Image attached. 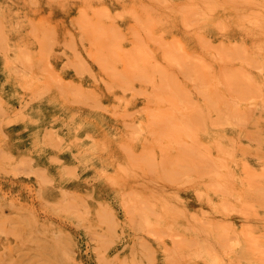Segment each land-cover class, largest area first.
Here are the masks:
<instances>
[{"label":"rangeland","instance_id":"obj_1","mask_svg":"<svg viewBox=\"0 0 264 264\" xmlns=\"http://www.w3.org/2000/svg\"><path fill=\"white\" fill-rule=\"evenodd\" d=\"M238 1L239 4L231 0H0V264H264V0H253L260 9ZM133 14L137 16L133 18ZM260 14L262 25L258 27L251 21L255 15L260 19ZM178 40L183 45L180 49ZM214 46L219 50L215 51ZM137 48L145 50L140 54ZM174 49L182 50L174 55L180 62L177 57L171 62ZM218 54L224 59H218ZM247 61L254 64L247 65ZM225 64H229L228 68ZM203 66L213 68L206 71ZM231 70H235L234 75ZM222 71L229 76L225 78L228 82ZM241 75L247 80L239 78ZM186 77L191 79L187 81ZM172 89L177 96L169 94ZM252 95L255 96L251 98ZM236 96L238 100H234ZM229 107L234 108L231 111ZM183 117L185 121L190 118L186 125L196 127L185 128ZM196 118L202 123H195ZM233 120H238L237 124ZM154 122L157 126H153ZM180 125L185 128L182 132L178 130ZM152 126L159 132H153ZM168 131L174 135L177 132L174 138L186 142L184 145L196 144L193 150L199 147L204 151L195 150L198 154L191 158L195 167L193 161L181 155L177 140ZM152 132L155 138L160 133L164 138L155 139ZM199 155L204 161L208 156L205 167ZM176 159L182 160L175 163ZM210 159L223 172L232 170L235 180L228 178L217 187L208 174L213 165L208 164ZM185 163L194 168L192 175L187 166L185 174L181 171ZM135 164L139 167L135 168ZM206 166L209 168L204 170ZM201 171L207 172L200 174ZM180 172L183 177L178 176ZM174 176L181 180L180 184L183 180L182 185ZM188 180L194 181L188 184ZM253 181L258 192L249 187ZM188 241H194V247Z\"/></svg>","mask_w":264,"mask_h":264},{"label":"bare ground","instance_id":"obj_2","mask_svg":"<svg viewBox=\"0 0 264 264\" xmlns=\"http://www.w3.org/2000/svg\"><path fill=\"white\" fill-rule=\"evenodd\" d=\"M158 1H159V0H158ZM203 1H208V0H203ZM231 1H233L232 3H235V4H239V3H240L238 0H231ZM241 1L244 2V3H246V2H247V3H252V4L254 5V8H255V9H260V7H259V3H255V2H253V0H241ZM156 2H157V1H156ZM166 2H167V1H166ZM228 2H229V1H228ZM167 4H168V2H167ZM165 5H166V4H165ZM168 5H169V4H168ZM253 5H252V6H253ZM119 6H120V5H119ZM145 9H146V8H145ZM181 10H184V9H181ZM153 11H154V10H153ZM125 14H126V13H125ZM262 14H263V13H262ZM262 14L258 15V16H260V19H259L258 17H256V15H255V17L253 18V21H251V23H253V25H255V26L260 27V26L262 25V22H261ZM116 15H118V14H116ZM181 15H182V14H181ZM187 15H188V14H187ZM119 16H120V15H119ZM134 16H135V15L133 14V18H134ZM136 16H137V14H136ZM136 16H135V17H136ZM108 17H109V16H108ZM116 17H117V16H116ZM109 18H110V17H109ZM118 18H120V17H118ZM120 19L122 20V18H120ZM185 19H186V18H185ZM127 20H128V18H127ZM186 20H187V19H186ZM140 21H142V20H140ZM184 22H185V21H184ZM188 22H189V21H188ZM188 22H187V23H188ZM190 22H191V21H190ZM196 22H197V21H196ZM137 23H138V22H137ZM149 23H150V22H149ZM194 24H195V23H194ZM197 24H198V23H197ZM126 25H128V24H126ZM130 25H131V24H130ZM149 25L151 26V23H150ZM149 25H148V27H149ZM152 25H153V24H152ZM215 25H216V24H215ZM188 26H189V25H188ZM138 27H139V26H138ZM185 27H187V24H186ZM191 27H192V26H191ZM146 28H147V27H146ZM149 28H151V27H149ZM177 28H179V27H177ZM223 28H224V27H223ZM147 29H148V28H147ZM186 29H187V28H186ZM189 29H190V26H189L188 30H189ZM116 30H117V29H116ZM148 30H149V29H148ZM117 31H118V30H117ZM190 31H191V30H190ZM201 31H202V30H201ZM115 32H116V31H115ZM117 33H118V32H117ZM135 34H136V33H135ZM135 34H134V36H135ZM88 35H89V34H88ZM99 35H100V34H99ZM146 35H147V34H146ZM162 35H163V34H161L160 37H162ZM194 35H195V34H194ZM103 36H104V35H103ZM189 36H190V35H189ZM140 37H141V36H140ZM140 37H139V38H140ZM160 37H159V38H160ZM99 38H100V37H99ZM135 38H136V37H135ZM197 38H198V34H197ZM199 38H200V36H199ZM121 39H122V38H121ZM137 40L139 41L140 39H137ZM141 40H142V39H141ZM155 40H156V39H155ZM117 41H118V40H117ZM145 41H146V40H145ZM150 41H152V40H150ZM178 41H179V40H178ZM199 41H200V40H199ZM112 42H113V41H112ZM139 42H140V41H139ZM158 42H159V41H158ZM175 42H177V41H175ZM117 43H118V42H117ZM140 43H141V42H140ZM140 43H139V44H140ZM142 43H144V42H142ZM145 43H146V42H145ZM152 43H153V42H152ZM154 43H155V42H154ZM170 43H171V44H170ZM170 43H168L169 46L172 45V42H170ZM179 43H180V41H179ZM200 43H201V41H200ZM204 43H205V42H204ZM221 43H222V42H221ZM176 44H177V43H176ZM109 45H110V44H109ZM140 45H141V44H140ZM140 45H139V46H140ZM158 45H159V43H158ZM221 45H222V44H221ZM235 45H236V44H235ZM143 46H144V48H146L145 45H143ZM167 46H168V45H167ZM173 46H175L174 41H173ZM179 46H183V45L180 43V45L178 44V47H179ZM205 46H206V44H205ZM95 47H96V46H95ZM109 47H110V46H109ZM133 47H134V46H133ZM163 47H164V46H163ZM163 47H162V48H163ZM215 47H216V46H214V49H215ZM231 47H232V46H230V48H231ZM233 47H234V46H233ZM233 47H232V48H233ZM134 48H136V47H134ZM139 48H142V46L139 47ZM164 48H166V47H164ZM180 48H181V47H179V49H180ZM207 48H208V47H207ZM210 48H212V47L210 46ZM217 48H218V47H216L215 51L217 50ZM222 48H223V47H222ZM137 49H138V48H137ZM146 49H147V48H146ZM148 49H149V48H148ZM167 49H168V48H167ZM172 49H173V48H172ZM202 49H203V48H202ZM204 49H206V47H204ZM204 49H203V50H204ZM234 49H235V51L237 52V49H236V48H234ZM106 50H107V48H106ZM140 50H141V49H140ZM140 50L138 49V53L140 52ZM143 50H145V49H143ZM143 50H142V51H143ZM174 50H175L176 53H173V55H172L171 57H175L174 55H175V54L177 55V51H179V53H180V51H182V50H177V51H176V49H174ZM218 50H219V48H218ZM225 50H227V49H225ZM228 50H229V49H228ZM116 51H117V50H116ZM142 51H141V52H142ZM146 51H148V50H146ZM146 51H145V52H146ZM163 51H165V49H163ZM222 51H223V50H222ZM231 51H234V50L231 49ZM235 51H234V52H235ZM246 51H247V50H246ZM99 52H100V51H99ZM133 52H134V51H133ZM141 52H140V54H141ZM171 52H172V51H171ZM173 52H174V51H173ZM207 52H208V51H207ZM226 52H228V51H226ZM229 52H230V50H229ZM73 53H74V52H73ZM97 53H98V52H97ZM111 53H112V52H111ZM163 53L165 54V52H163ZM166 53H167V52H166ZM169 53H170V51H169ZM181 53H183V52H181ZM208 53H209V52H208ZM216 53H219V52H216ZM98 54H99V53H98ZM146 54H147V56H149L148 53H146ZM150 54H152L151 51H150ZM164 54H163V55H164ZM220 54H221V53H220ZM88 55H89V53H88ZM100 55H101V54H100ZM136 55H137V54H136ZM152 55H153V54H152ZM166 55H167V54H166ZM178 55H179V54H178ZM205 55H206V54H205ZM237 55H238V57H240L239 53H238ZM244 55H245V54H244ZM247 55H248V54H247ZM252 55H253V54H252ZM98 56H99V55H98ZM144 56H146V55H144ZM150 56H151V55H150ZM167 56H168V55H167ZM183 56H184V55H183ZM188 56H190V55H188ZM207 56H209V55H207ZM220 56H221V58H223L224 55H223V56L220 55ZM220 56H219V54H218V59L220 58ZM139 57H140V55H139ZM141 57H142V56H141ZM162 57L164 58V56H162ZM176 57H177V56H176ZM176 57H175V58H171V62H172V59H176ZM179 57H180V55H179ZM193 57H195V56H193ZM246 57H247V56H246ZM256 57H257V56H256ZM90 58H91V57H90ZM96 58H97V57H96ZM101 58H102V57H101ZM149 58H151V57H149ZM181 58H183V57H180V60H181ZM184 58H185V57H184ZM186 58H187V57H186ZM197 58H198V57H197ZM213 58H214V57H213ZM225 58H226V57H225ZM75 59H77V58H75ZM97 59H98V58H97ZM121 59H123V58H121ZM144 59H146V58H144ZM218 59H217V60H218ZM223 59H224V58H223ZM226 59H227V58H226ZM229 59H230V58H229ZM247 59H249V55H248ZM247 59H246V60H247ZM1 60H2V59H1ZM3 60H4V59H3ZM26 60H27V58H26ZM78 60H79V59H78ZM118 60H119V59H118ZM151 60H152V61H151ZM164 60H165V59H164ZM169 60H170V58H169V56H168V60H167V61L170 62ZM185 60H186V59H185ZM189 60H191V62H193L192 59H189ZM220 60H222V59H220ZM230 60L232 61V57H231ZM239 60H240V59H239ZM239 60H238V62H240ZM249 60H250V59H249ZM93 61H95V60H93ZM123 61H124V60H123ZM127 61H128V60H127ZM129 61H130V60H129ZM150 61L153 62V57H152V59H150ZM177 61H178V57H177ZM186 61H187V60H186ZM218 61H219V60H218ZM226 61H228V60H226ZM231 61H229V62H231ZM120 62H122V61H120ZM142 62H143V61H142ZM165 62H166V61H165ZM168 62H167V64H170V63H168ZM175 62H176V61H175ZM178 62H180V61H178ZM204 62H205V60H204ZM219 62H220V61H219ZM243 62H245V61H242V63H243ZM247 62H248V61H247ZM3 63H4V61H3ZM65 63H66V62H65ZM95 63H97V61H96ZM172 63H173V62H172ZM183 63H184V62H183ZM185 63H186V62H185ZM188 63H189V61H188ZM188 63H187V65L184 64L187 68H188V65L190 64V63H189V64H188ZM194 63H196V62H194ZM197 63H198V62H197ZM207 63H208V62H206L205 64L207 65ZM220 63H221V62H220ZM227 63H228V62H227ZM236 63H237V62H236ZM245 63H246V62H245ZM257 63H259V62H257ZM30 64H32V63L30 62ZM66 64H67V63H66ZM109 64H110V63H109ZM126 64H127V63H126ZM158 64H159V63H158ZM176 64H178V63L176 62ZM176 64L174 63L175 66H178V65H176ZM199 64H200V63H199ZM201 64H202V63H201ZM201 64H200V65H201ZM205 64H203V65H205ZM231 64H232V63H231ZM249 64H250V62L247 63V65H249ZM251 64H254V63L251 62ZM251 64H250V65H251ZM73 65H74V64H73ZM156 65H157V64H155V65H153V66H156ZM159 65H160V64H159ZM174 65H173L172 67H174ZM181 65H182V63H181ZM192 65H193V64H192ZM192 65H191V68L194 67V66L197 65V64H195L194 66H192ZM206 65H205V66H206ZM208 65H209V64H208ZM225 65H226V64H225ZM225 65H224V66H225ZM242 65H243V64H242ZM0 66H1V65H0ZM46 66H47V65H46ZM49 66H50V65H49ZM185 66H184V67H185ZM189 66H190V65H189ZM205 66H203V67H205ZM226 66H227V65H226ZM228 66H229V64H228ZM228 66H227V68H228ZM255 66H256V65H255ZM259 66H260V65H259ZM30 67H31V66H30ZM104 67H105V66H104ZM156 67H158V66H156ZM162 67H163V66H162ZM162 67H159L158 70H159L160 68H162ZM172 67H170V68H172ZM207 67H208V66H207ZM209 67H210V66H209ZM209 67H208V68H209ZM1 68H2V67H1ZM74 68H75V67H74ZM164 68H165V67H164ZM164 68H163L162 70L167 71V69L165 70ZM195 68H196V67H195ZM208 68L205 67V68H203V69H204V70L206 69V71H208V70H207ZM210 68H211V67H210ZM212 68H213V67H212ZM212 68H211V69H212ZM250 68H251V66H250ZM31 69H32V67H31ZM46 69H48V68H46ZM46 69H45V70H46ZM50 69H52L51 66H50ZM76 69H78V68H76ZM154 69H156V68H154ZM178 69H179V67H178ZM198 69H199V68H197V70H198ZM211 69L209 70V72L211 71ZM239 69H240V67H239ZM3 70H4V69H3ZM85 70H86V69H85ZM156 70H157V69H156ZM160 70H161V69H160ZM162 70H161V71H162ZM182 70H183V69H182ZM200 70H201V69H200ZM223 70H224V68H223ZM145 71H146V70H145ZM175 71H176V70H175ZM185 71H186L185 73L187 74V69H186ZM193 71H195V70H193ZM220 71H221V70H220ZM231 71H232V72H231ZM231 71H230V72L233 73L232 75H234V71H235V70H231ZM236 71H237V70H236ZM258 71H259V70H258ZM261 71H262V69H261L259 72H261ZM2 72H3V71H2ZM2 72H1V73H2ZM44 72H45V71H44ZM104 72H105V71H104ZM117 72H118V70H117ZM155 72H156V71H155ZM179 72H180V73H184L183 71H179ZM223 72H224V71H222V74H224ZM240 72H242L241 69H240ZM249 72H250V71H249ZM4 73H5V71H4ZM48 73H49V70H48ZM114 73H115V72H114ZM119 73L121 74V72H119ZM123 73H124V72H123ZM123 73H122V74H123ZM167 73H168V72H167ZM180 73H179V74H180ZM237 73H238V71L235 72L236 75H238ZM245 73H246V71H244L242 74H245ZM262 73H263V72H262ZM189 74H190V71H189ZM220 74H221V72H220ZM220 74H219V76H220ZM248 74H249V73H247V76H248ZM154 75H155V74H154ZM182 75H183V74H182ZM224 75H225V74H224ZM236 75H235V76H236ZM49 76H50V75H49ZM57 76H58V75H57ZM119 76H120V75H119ZM201 76H202V75H201ZM208 76H209V75H208ZM211 76H212V75H211ZM219 76H218V77H219ZM238 76H239V75H238ZM242 76H243V75H241V77H239V78L247 80V79L245 78V75H244V78H243ZM247 76H246V77H247ZM249 76H250V74H249ZM112 77H113V76H112ZM163 77H164V76H163ZM183 77H185V75H184ZM203 77H204V76H203ZM205 77H206V76H205ZM226 77L228 78L229 76H227V74L224 76V78H223V76H222L223 79H225ZM140 78H142V77H140ZM150 78H151V77H150ZM161 78H162V76H161ZM165 78H166V77H165ZM165 78H164V79H165ZM187 78H188V77H186V79H187ZM196 78H197V77H196ZM200 78H201V77H200ZM209 78H210V77H209ZM227 78H226V79H227ZM231 78H233V76H232ZM234 78H235V77H234ZM237 78H238V77H236L235 79H237ZM251 78H252V77H251ZM60 79H61V78L58 77V81H59ZM134 79H135V78H134ZM145 79H146V78H145ZM147 79H148V78H147ZM164 79H162V80L164 81ZM188 79L190 80L191 78H188ZM188 79H187V81H188ZM192 79H193V78H192ZM203 79H204V78H203ZM203 79H202V80H203ZM226 79H225V81H227ZM53 80H54V79H53ZM114 80H117V78L114 79ZM123 80H124V79H123ZM132 80H133V79H132ZM142 80H144V79H142ZM170 80H172L171 77H170ZM170 80H168V82H170ZM205 80H207V79H205ZM215 80H217V79L215 78ZM250 80H251V79H250ZM250 80H249V82H251ZM54 81H56V80H54ZM61 81H62V79H61ZM61 81H60V82H61ZM128 81H129V79H128ZM136 81H138V80H136ZM152 81H153V80H152ZM166 81H167V79H166ZM185 81H186V80H185ZM196 81H198V80H196ZM203 81H204V80H203ZM232 81H233V80H232ZM237 81H239V80H237ZM60 82H58V83H60ZM63 82H64V81H63ZM150 82H151V81H150ZM153 82H154V81H153ZM177 82H178V81H177ZM189 82L191 83V81H189ZM193 82H195V81H193ZM204 82H205V81H204ZM209 82H210V84H211V80H210ZM212 82H213V81H212ZM214 82H215V81H214ZM227 82H228V81H227ZM229 82H231V81H229ZM67 83H70V82H67ZM166 83H167V82H166ZM171 83H172V82H171ZM196 83H197V82H195V84H196ZM242 83H243V82H242ZM244 83H246V82L244 81ZM55 84H56V83H55ZM63 84H64V83H63ZM111 84H112V82H111ZM129 84H131V83L129 82ZM173 84H174V83H173ZM176 84H177V83H176ZM216 84H217V83H216ZM216 84H215V85H216ZM228 84H229V83H228ZM56 85H57V84H56ZM60 85H61V87H62V82H61ZM65 85H66V83L64 84V86H65ZM68 85L70 86V84H68ZM159 85H160V84H159ZM168 85H170V84H168ZM168 85H167V86H168ZM226 85H227V84H226ZM226 85H224V86H226ZM236 85H237V84H236ZM257 85H258V84H257ZM127 86H128V84H127ZM130 86H131V85H130ZM205 86H206V85H205ZM205 86H203V88H204ZM207 86H208V85H207ZM220 86H221V85H220ZM58 87H59V84H58ZM65 87H67V86H65ZM65 87H64V89H65ZM78 87H79V86H78ZM155 87H156V86H154V88H155ZM157 87H161V86H157ZM177 87H178V86H177ZM179 87H181V84H180ZM195 87H196V86H195ZM199 87H202V86H199ZM208 87H209V86H208ZM230 87L232 88V86H230ZM241 87H243V86L241 85ZM110 88H111V87H110ZM164 88H165V87H164ZM170 88H171V86H170ZM193 88H194V87H193ZM206 88H207V87H206ZM210 88H212V87L210 86ZM213 88H214V85H213ZM216 88H218V87H216ZM216 88H215V89H216ZM239 88H240V86H239ZM258 88H259V87H258ZM44 89H46V88H44ZM57 89H60V88H57ZM69 89H72V88L69 87ZM73 89H74V88H73ZM158 89H159V88H158ZM182 89L185 90V88H182ZM194 89H196V88H194ZM207 89H209V88H207ZM228 89H229V88H228ZM247 89H248V88H247ZM254 89H255V90L257 89V88H256V85H255V88H254ZM42 90H43V89H42ZM61 90H62V88H61ZM74 90H75V89H74ZM133 90H134V89H133ZM155 90H157V89H155ZM161 90H162V88H161ZM163 90H164V89H163ZM199 90H200V88H199ZM201 90H202V89H201ZM241 90H242V88H241ZM11 91H12V90H11ZM63 91H64V90H63ZM72 91H73V90H72ZM78 91H79V89H78ZM134 91H135V90H134ZM186 91H187V90H185V92H186ZM188 91H189V90H188ZM228 91H229V90H228ZM242 91H243V90H242ZM250 91H251V90H250ZM51 92H52V91H51ZM59 92H60V90H59ZM157 92H159V91H157ZM182 92H183V91H182ZM185 92H184V93H185ZM197 92H199V91H197ZM202 92H203V91H202ZM217 92H218V91H217ZM217 92H216V94H217ZM258 92H259V91H258ZM54 93H55V92H54ZM81 93H83V92H81ZM126 93H127V92H126ZM132 93H133V92H132ZM168 93H169V92H168ZM173 93L176 94V93H175V90H174V92H173V89H172V93L170 92L169 94H172V95H173ZM184 93H183V94H184ZM204 93H205V92H204ZM204 93H203V96H204V97H207ZM218 93H219V92H218ZM243 93H244V91H243ZM251 93H252V91H251ZM10 94H11V93H10ZM12 94H13V93H12ZM32 94H34V93H32ZM73 94H74V93H73ZM135 94H136V93H135ZM180 94H181V93H180ZM191 94H192V93H190V96H191ZM216 94H215V96L217 97ZM234 94H235V93H234ZM260 94H261V93H260ZM18 95H20V94H18ZM51 95H52V94H51ZM55 95H56V94H55ZM71 95H72V94H71ZM177 95H178V94H176V96H177ZM185 95H186V93H185ZM198 95H199V94H198ZM200 95L202 96V93H201ZM219 95H220V94H219ZM239 95H240V94H239ZM241 95H242V94H241ZM243 95H245V94H243ZM7 96H10V95H7ZM40 96H41V95H40ZM40 96H39V97H40ZM53 96H54V95H53ZM61 96H62V95H60V97H61ZM74 96H75V95H74ZM77 96H78V95H77ZM141 96H142V94H141L139 97H141ZM146 96H147V95H146ZM150 96H151V94H150ZM201 96H200V97H201ZM215 96H214V97H215ZM245 96H247V95H245ZM253 96H255V95H252L251 98H252ZM20 97H21V96H20ZM39 97H38V98H39ZM63 97H64V96H63ZM200 97H199V98H200ZM216 97H215V99H216ZM224 97H225V96H224ZM243 97H244V96L239 97V98H240V103H241V98H243ZM247 97H248V96H247ZM35 98H37V97H35ZM45 98H46V97H45ZM74 98H75V97H74ZM170 98H171V97H170ZM184 98H185V97H184ZM184 98H183V99H184ZM189 98H190V97H189ZM212 98H213V97H212ZM222 98H223V96H222ZM222 98H221V99H222ZM235 98H236V99H234V98H233V99H234V100H238V99H237V98H238L237 96H236ZM254 98H255V97H254ZM47 99H48V98H47ZM47 99H46V100H47ZM77 99H79V98H77ZM154 99H155V98H154ZM157 99H158V98H157ZM159 99H161V98H159ZM159 99H158V101H160ZM171 99L174 100V98H171ZM177 99H178V98H177ZM208 99H209V98H208ZM257 99H259V98H257ZM260 99H262V98H260ZM18 100H19V99H18ZM79 100H82V98L79 99ZM147 100H148V99H147ZM162 100H163V98H162ZM180 100H181V99H180ZM186 100H187V99H184V102H185ZM190 100H191V99H190ZM190 100H189V101H190ZM205 100H206V99H205ZM217 100H220V99H216V101H217ZM224 100H225V99H224ZM234 100H233V101H234ZM250 100H251V99H250ZM34 101H35V100H34ZM59 101H60V99H59ZM118 101L121 102L120 100H118ZM178 101H179V100H176L177 103H179ZM216 101H214V102H216ZM221 101H222V100H221ZM228 101H230V100L228 99ZM231 101H232V100H231ZM251 101H252V100H251ZM251 101H250V102H251ZM30 102H31V100H30ZM61 102H62V101H60V103H61ZM77 102H78V101H77ZM168 102H169V100H168ZM168 102H167V103H168ZM180 102H181V101H180ZM208 102H209V101H208ZM210 102H211V101H210ZM245 102H246V101H245ZM245 102H244V103H245ZM248 102H249V101H247V104H248ZM252 102H253V101H252ZM159 103H160V102H159ZM169 103H170V102H169ZM186 103H189V102H186ZM192 103H194V102L192 101ZM217 103L219 104V102H217ZM223 103L226 104V102H223ZM236 103L238 104L237 101H236ZM39 104H40V103H39ZM78 104H79V103H78ZM80 104H81V103H80ZM84 104H85V103H84ZM181 104H182V103H181ZM181 104L179 103V105H181ZM183 104H184V103H183ZM183 104H182V105H183ZM189 104H190V107L193 106V105H191V103H189ZM189 104H188V106H189ZM209 104H210L211 107L213 106L211 103H209ZM213 104H215V103H213ZM230 104H231V102H230ZM32 105H33V104H32ZM99 105H100V104H99ZM105 105H106V104H105ZM127 105H128V104H127ZM169 105H170V104H169ZM171 105H172V104H171ZM194 105H195V103H194ZM238 105H239V104H238ZM248 105H249V104H248ZM263 105H264V103H263ZM40 106H41V105H40ZM42 106H43V105H42ZM177 106H178V105H176L175 108H176ZM195 106H197V105H195ZM195 106H194V108H195ZM214 106H216V105H214ZM232 106H234V104H233ZM236 106H237V105H236ZM13 107H14V106H13ZM46 107H47V106H46ZM66 107H67V106H66ZM169 107H170V106H169ZM223 107H224V106H223ZM238 107H239V106H238ZM248 107H250V106H248ZM212 108H213V107H212ZM226 108H227V106H226ZM229 108H230L231 111H232L234 107H233V108L229 107ZM229 108H228V109H229ZM251 108H252V106H251ZM256 108H257V107H256ZM256 108L254 107L253 109H256ZM263 108H264V107H263ZM44 109H47V108H44ZM67 109H68V108H67ZM173 109H174V108H172V111H173ZM207 109H208V108H207ZM253 109H251V111H252ZM48 110H50V109H48ZM145 110H147V109H145ZM148 110H149V109H148ZM158 110H159V109H158ZM178 110H179V109H178ZM186 110H187V109H186ZM186 110H185V111H186ZM189 110H191V109L189 108ZM200 110H201V109H200ZM262 110H264V109H262ZM23 111H24V110H23ZM45 111H46V110H45ZM50 111H51V110H50ZM72 111H73V110H72ZM72 111H71V112H72ZM175 111H177V110H175ZM180 111H181V110H180ZM197 111H198V110H197ZM219 111H220V110H219ZM236 111L238 112V108H237ZM57 112H58V111H57ZM139 112H140V111H139ZM150 112H151V111H150ZM159 112H160V111H159ZM188 112H189V111H188ZM194 112H196L195 109H194ZM215 112H216V108H215ZM237 112H235V115L238 114ZM255 112H256V111H255ZM21 113H23V112H21ZM131 113H132V112H131ZM155 113L157 114V112H155ZM190 113H191V112H190ZM217 113H218V112H217ZM240 113H242V112H239V114H240ZM49 114H50V113H49ZM71 114H72V113H71ZM151 114H152V112H151ZM160 114H161V113H159V115H160ZM172 114H173V112H172ZM191 114H192V113H191ZM191 114H190V115H191ZM193 114H194V113H193ZM199 114H200V113H199ZM201 114H202V113H201ZM203 114H204V113H203ZM208 114H210V112H209ZM225 114L227 115V114H229V113H225ZM233 114H234V113L232 112V115H233ZM242 114H243V113H242ZM261 114H262V113H261ZM44 115H45V114H44ZM47 115H48V114H47ZM127 115H128V114H127ZM127 115H126L125 118H127ZM179 115H180V114H179ZM219 115H220V114H219ZM232 115H231V116H232ZM162 116H164V115H162ZM162 116H161V117H162ZM171 116H174V115H171ZM192 116H194V115H192ZM197 116L199 117V119H200V117L203 118V119L205 118V115H204V117H202V116H200V115H197ZM209 116H210V115H209ZM217 116H218V115H217ZM223 116H224V115H223ZM228 116H230V114H229ZM228 116H227V117H228ZM233 116H234V115H233ZM240 116H241V114H240ZM115 117H116V116H115ZM166 117H167V116H165V118H166ZM184 117H186V115H185ZM184 117H183V118H184ZM220 117H221V116H220ZM220 117H218V118L221 119V120H224V118H220ZM235 117H236V116H235ZM48 118H49V117H48ZM64 118H65V116H64ZM167 118H170V119H171L172 117L169 116V117H167ZM183 118H182V119H183ZM188 118H189V117H188ZM237 118H238V117H237ZM155 119H156V118H155ZM161 119H162V118H161ZM186 119H187V118H186ZM193 119H194V118H193ZM193 119H192V122H193ZM219 119H218V120H219ZM232 119H233V118H232ZM232 119H231V120H232ZM173 120L177 121L178 119H177V120H176V119H173ZM173 120H170L171 123H172ZM189 120H190V118L187 119V121H185V118H184L183 121H185V123H183V125H185V126H184L185 128H188V127H189V128H192V127H194L193 125H189V126H188L189 123H187V125H186V122H188ZM215 120H216V118H215ZM218 120H217V121H218ZM235 120H236V118H235ZM167 121H168V119H166L165 122H167ZM170 121H169V122H170ZM175 121H174V122H175ZM181 121H182V120H181ZM194 121H197V122H195V123H198V125H199L200 120L198 121V119L196 118ZM204 121H205V120H204ZM210 121H211V120H210ZM213 121H214V120H213ZM224 121H225V120H224ZM227 121H228V120H227ZM229 121H230V120H229ZM229 121H228V122H229ZM233 121H234V120H233ZM237 121H238V120H237ZM237 121H234V122L236 123ZM244 121H245V120H244ZM248 121H249V120H248ZM55 122H56V121H55ZM165 122H164V123H165ZM178 122H179V121H178ZM190 122H191V121H190ZM234 122H233V123H234ZM151 123H153V122H151ZM154 123H155V122H154ZM179 123H180V122H179ZM179 123H178V124H179ZM200 123H202V122H200ZM212 123H213V122H212ZM212 123H211V124H212ZM221 123H223V122H221ZM221 123L219 122L220 125H221ZM224 123L226 124V122H224ZM242 123L244 124L243 121H242ZM245 123H248V122H245ZM124 124H126V123H124ZM159 124H163V123H159ZM167 124H168V123H167ZM169 124H170V123H169ZM176 124H177V122H176ZM178 124H177V125H178ZM180 124H181V123H180ZM217 124H218V123H217ZM217 124H216V125H217ZM230 124H231V122H230ZM236 124H237V123H236ZM236 124H235V125H236ZM240 124H241V122H240ZM243 124H242V126H243ZM20 125H21V123H20ZM152 125H153V124H152ZM155 125H156V123H155L153 126H155ZM181 125H182V124H181ZM181 125H180V128L183 127V126H181ZM194 125H195V127H196V124H194ZM198 125H197V128L199 127ZM222 125H223V124H222ZM235 125H234V128H235ZM153 126H152V128H153ZM156 126H157V125H156ZM169 126H170V125H169ZM172 126H175V125H172ZM172 126L170 127V129L172 128ZM186 126H188V127H186ZM190 126H191V127H190ZM202 126H203V125H202ZM226 126H227V124H226ZM226 126H225V127H226ZM231 126H232V125H231ZM236 126H237V125H236ZM175 127H177V126H175ZM175 127H173L172 129H174V130L177 131V128L175 129ZM195 127H194V128H195ZM200 127H201V126H200ZM213 127H214V126H213ZM215 127H216V126H215ZM218 127H219V126H218ZM225 127L222 126V128H225ZM228 127H229V126H228ZM135 128H136V127H135ZM155 128H158V127H155ZM155 128L152 129L153 132L156 130ZM164 128H165L166 130H169V127H168V126H165ZM167 128H168V129H167ZM185 128H183V129H185ZM222 128H221V129H222ZM22 129H23V128H22ZM154 129H155V130H154ZM165 129H163V130H165ZM183 129L181 128V129H178V130L181 131V130H183ZM202 129H203V128H202ZM211 129H212V128H211ZM213 129H214V128H213ZM219 129H220V128H219ZM219 129H218V130H219ZM23 130H24V129H23ZM147 130H149V128H148ZM159 130H160V129H159ZM163 130H160V131H163ZM166 130H165V131H166ZM186 130H187V129H186ZM186 130H185V131H186ZM189 130H190V129H189ZM191 130H192V129H191ZM191 130H190V132H191ZM197 130H199V128H198ZM197 130H196V131H197ZM165 131H164V132H165ZM179 131H177V132H179ZM183 131H184V130H183ZM196 131H194V132L196 133ZM153 132H152V135H154V138H155V133H157V132H159V131H157V132L155 131L154 134H153ZM164 132H163V133H164ZM168 132H169V133H170V132L172 133V131H168ZM177 132H176V133H177ZM181 132H182V131H181ZM188 132H189V131H188ZM173 133H174V132H173ZM173 133H172V134H173ZM176 133H175V135L173 134L174 136H172V135H170V134H168V136H172V137L174 138L175 136H178V133H177V135H176ZM183 133H185V132H183ZM195 133H192V134L194 135ZM245 133H246V131H245ZM187 134H188V133H187ZM187 134H186V135H187ZM246 134H247V133H246ZM157 135H158V134H157ZM157 135H156V138L159 137L160 139H158V140H160V141H161V139L164 138V137L162 138L161 133H160V136H161V137H160L159 135H158V136H157ZM163 135H164V134H163ZM165 135H167V134L165 133ZM179 136H181V135L179 134ZM187 136H188V135H187ZM245 136H246V135H245ZM250 136H251V135H250ZM134 137H135V136H134ZM188 137H189V136H188ZM191 137H193V136H191ZM196 137H197V136H196ZM196 137H195V138H196ZM251 137H253V135H252ZM135 138H136V137H135ZM156 138H155V139H156ZM169 138H170V140H172L171 137H169ZM169 138H168V139H169ZM179 138H180V137H179ZM181 138H182V137H181ZM195 138L193 137L192 139H195ZM198 138H199V137H198ZM174 139H175V138H174ZM238 139H239V137H238ZM250 139H251V138H250ZM253 139H254V138H253ZM145 140H146V139H145ZM158 140H157V142H158ZM175 140H177V141H175V142H178V143H177V146H178V147H176V148H177L178 150L181 151V152H180L181 155H184V157H187V158H189L190 160H191L192 157L194 158L195 155L198 154V153H196L197 150H198V151H202V149L199 148V147L197 148V150L194 148L196 151L193 150V147L196 145L195 143H194L195 145L191 147L190 144L184 145V143L186 144V142H184V143H182V141L179 142L181 139L178 140V138H177V139H175ZM198 140H199V139H198ZM75 141H77V140L75 139ZM134 141H135V140H134ZM193 141H194V140H192V142H193ZM147 142H148V141H147ZM162 142H163V141H162ZM195 142H197V141H195ZM198 142H199V141H198ZM198 142H197V145L200 146L201 143L198 144ZM160 143H161V142H159V144H160ZM171 143H172V142H171ZM181 143H182V144H181ZM233 143H234V142H233ZM160 145H161V144H160ZM212 145H213V144H212ZM217 145H218V144H217ZM240 145H241V144H240ZM203 146H204V145H203ZM210 146H211V145H210ZM218 146H220V145H218ZM242 146H243V145H242ZM242 146H241V147H242ZM262 146H263V145H262ZM172 147H173V146H172ZM200 147H201V146H200ZM206 147L209 148L208 146H206ZM126 148H127V147H126ZM162 148H163V147H162ZM168 148H169V146H168ZM207 148H206V150H207ZM243 148H245V146H243ZM160 149H161V148H159V150H160ZM173 149H174V148H173ZM204 149H205V147H204ZM216 149H217V148H216ZM220 149H221V147H220ZM167 150H168V149H167ZM169 150H170V149H169ZM209 150H210V149H209ZM165 151H166V149H165ZM165 151H164V152H165ZM220 151H221V150H220ZM222 151H223V150H222ZM222 151H221V152H222ZM150 152H151V151H150ZM202 152H204V151H202ZM223 152H224V151H223ZM227 152H228V151H227ZM161 153H163V152L161 151ZM199 153H200V152H199ZM205 153H207V152H205ZM233 153H234V152H233ZM1 154H2V153H1ZM163 154H165V153H163ZM163 154H162V155H163ZM224 154H225V153H224ZM130 155H132V154H130ZM151 155L154 157L153 154H149L150 157H152ZM207 155H208V154H207ZM210 155H211V154H210ZM217 155H219V154H217ZM229 155H230V154H229ZM205 156H206V155H205ZM205 156H204V157H205ZM211 156H212V155H211ZM224 156H227V155H224ZM103 157H104V156H103ZM153 157H152V158H153ZM164 157H165V155H164ZM207 157H208V156H207ZM207 157H206V159H207ZM228 157H229V156H228ZM132 158H133V157H132ZM166 158H168V157L166 156L165 159H166ZM179 158H180V157H179ZM197 158H200L202 161H204L203 156H201V155H199ZM217 158H218V157H217ZM221 158H222V157H221ZM224 158H226V157H224ZM230 158H231V157H230ZM234 158H235V157H234ZM128 159L131 160L130 158H128ZM169 159H170V158H169ZM169 159H168V160L166 159V160L169 162V161H170ZM206 159H205V161H207L209 158H208L207 160H206ZM213 159H214V158H213ZM163 160H164V159H163ZM166 160H165V161H166ZM176 160H177V159H176ZM181 160H182V159H181ZM181 160H180V161H181ZM194 160H195V159H194ZM216 160H217V159H216ZM216 160L213 161V162L216 163ZM223 160H226V159H223ZM232 160H233V159H231V161H232ZM151 161H152V160H151ZM153 161H154V160H153ZM153 161H152V163H153ZM180 161L177 160L175 163H177V162L179 163ZM192 161H193V160H191V162H192ZM205 161L203 162V165H204V163H206ZM41 162H42V161H41ZM113 162H114V161H113ZM120 162H121V161H120ZM148 162H149V161H148ZM148 162H147V163H148ZM163 162H164V161H163ZM163 162H162V163H163ZM183 162H184V159H183ZM186 162H187V161H186ZM115 163H116V162H115ZM117 163H118V162H117ZM123 163H124V162H123ZM131 163H132V161H131ZM150 163H151V162H149L148 164H150ZM169 163H170V162H169ZM181 163H182V162H181ZM187 163H190V162H187ZM217 163H218V162H217ZM222 163H224V162H222ZM235 163H236V162H235ZM244 163H245V162H244ZM154 164H155V163H154ZM185 164H186V163H185ZM185 164H184V165H185ZM192 164H193V166H194V161H193ZM208 164H211V165L213 164L212 161H211V159H210V163L208 162ZM239 164H240V163H239ZM125 165H126V164H125ZM164 165H165V164H163L162 166H164ZM180 165H181V164H180ZM180 165H179V166H180ZM184 165H183V168H182L183 170H181V171H184V169H185L186 166H187V168H188V166H189L190 164H189V165L186 164L185 166H184ZM211 165H208V166L211 167ZM213 165H214V166H213ZM213 165H212V168H211V169H208L209 167L206 166V168H204V170H205V169H208V172H209L208 174L211 176V178H213V181H214V182H217V183H216V184H217V187H218V184H219V185L222 184L221 186H223L224 184H223L222 182H224V181L226 182V180H227L228 178H229V180L232 179V181L235 180V175L231 172L232 170L228 169V170H227L228 172H223L224 170L222 171V168L220 167V165H219V168L217 167L218 165H215V164H213ZM224 165H225V163H224ZM234 165H235V164H234ZM237 165H238V164H237ZM237 165H236V166H237ZM241 165H242V164H241ZM17 166H18V165H17ZM137 166L139 167V165H137ZM137 166H136V164H135V168H136ZM149 166H150V168H151L152 165H149ZM154 166H157V165H154ZM166 166L168 167L167 164H166ZM166 166H165V168H167ZM172 166H173V165H172ZM176 166H177V164H176ZM190 166H192V165H190ZM190 166H189V167H190ZM198 166L201 167V168H203V167H202L201 165H199V164H198ZM198 166H197L198 171H199V170H202V169L198 168ZM231 166H232V165H231ZM242 166L244 167V165H242ZM245 166H247V164H245ZM119 167H121V166H119ZM173 167H174V166H173ZM177 167H178V166H177ZM181 167H182V166H181ZM194 167H195V166H194ZM204 167H205V165H204ZM132 168H133V167H132ZM161 168H162V167H161ZM179 168H180V167H179ZM220 168H221V169H220ZM230 168H231V167H230ZM237 168H238V166H237ZM248 168H249V167H248ZM248 168H247V169H248ZM144 169H145V168H144ZM162 169H163V168H162ZM172 169H173V168H172ZM180 169H181V168H180ZM188 169H190V168H188ZM192 169H194V168L192 167ZM192 169H190L191 171L189 172V174L192 172ZM245 169H246V168H245ZM119 170H120V169H119ZM136 170H137V169H136ZM154 170H157V169H155V167H154ZM185 170H186V169H185ZM209 170H210V171H209ZM14 171H15V170H14ZM186 171H187V170H186ZM198 171H197V173H198ZM242 171H246V170L243 169ZM248 171H249V170H248ZM155 172H156V171H155ZM164 172H165V170L163 171V173H164ZM199 172H200V171H199ZM202 172H205V171H201L200 174H202ZM206 172H207V171H206ZM206 172H205V173H206ZM252 172H253V170H252ZM176 173H177V172H176ZM176 173H174V174L177 176L178 173H177V174H176ZM182 173H183V172H182ZM193 173H194V172H192V174H193ZM195 173H196V171H195ZM244 173H245V172H244ZM244 173H243V174H244ZM246 173H247V171H246ZM246 173H245V174H246ZM256 173H257V172H256ZM149 174H150V173H149ZM165 174H167V172H165ZM168 174H169V173H168ZM180 174H181V172L179 173L178 176H182V177H183L184 174H185V171H184V174H183V175H180ZM187 174H188V173H187ZM187 174H186V175H187ZM189 174H188L187 176H189ZM192 174H190V175H192ZM203 174H204V173H203ZM251 174H252V173H251ZM262 174H263V173H262ZM262 174H261V175H262ZM153 175H154V174H153ZM169 175H170V174H169ZM197 175L200 176L199 173H198ZM209 175L204 176V177H208ZM261 175H260V176H261ZM176 176H174V177L176 178ZM178 176H177V177H178ZM164 177H165V178H166V177H167V178L170 177L169 179H171V178H172V175H170L169 177H168L167 175H166V176L164 175ZM182 177H181V178H182ZM200 177H201V176H200ZM246 177H247V176H246ZM165 178H164V179H165ZM184 178H185V177H184ZM243 178H244V177H243ZM172 179H173V178H172ZM195 179H196V178H195ZM203 179H204V178H203ZM205 179H207V178H205ZM214 179H215V180H214ZM249 179H250V178H249ZM261 179H262V178H261ZM263 179H264V177H263ZM263 179H262V180H263ZM159 180H160V179H159ZM167 180H168V179H167ZM167 180H166V181H167ZM178 180H179V179H178ZM201 180H202V179H201ZM255 180H256V179H255ZM42 181H43V180H42ZM160 181H161V180H160ZM160 181H159V182H160ZM174 181H175V180H174ZM174 181H173V182H170V183H175ZM176 181H177V178H176ZM180 181H181V180H180ZM180 181H177V182L180 184ZM190 181H191V180H190ZM190 181L188 180L187 183L190 182ZM193 181H194V180H193ZM193 181H192V183H193ZM213 181H212V183H213ZM242 181H243V180H242ZM246 181H248V180H246ZM249 181L252 182L251 179H250ZM40 182H41V179H40ZM40 182H39V183H40ZM167 182H168V181H167ZM177 182H176V183H177ZM182 182H183V180H182ZM182 182H181L180 185H182ZM200 182H201V181H200ZM235 182H236V181H235ZM238 182H239V181H238ZM178 183H177V184H178ZM192 183L190 182V184H192ZM208 183H209V182H208ZM208 183H207V185H208ZM212 183H210V184H212ZM227 183L230 184V182H228V181H227ZM227 183H226V184H227ZM231 183H232V182H231ZM243 183H244V182H243ZM248 183H249V182H248ZM179 184H178V185H179ZM183 184H185V183H183ZM188 184H189V183H188ZM205 184H206V183H204V185H205ZM214 184H215V183H214ZM235 184H236V183H235ZM241 184H242V182H241ZM245 184H246V183H245ZM250 184H251V183H250ZM253 184H254V181H253V183H252V186H249V187H253V186H254ZM260 184H261V183H260ZM40 185H41V184H40ZM173 185H174V184H173ZM180 185H179V186H180ZM236 185H238V184H236ZM239 185H240V184H239ZM242 185H243V184H242ZM247 185H249V184H247ZM258 185H259V184H258ZM87 186H88V185H87ZM175 186H176V185H175ZM185 186H187V184H186ZM185 186H184V187H185ZM188 186H189V185H188ZM188 186H187V187H188ZM208 186H209V185H208ZM229 186H230V185H229ZM256 186H257V184L255 185V187H256ZM259 186H262V184L259 185ZM155 187H156V186H155ZM180 187H181V186H180ZM184 187H183V188H184ZM204 187H205V186H204ZM219 187H220V186H219ZM225 187H226V186H225ZM220 188L222 189V187H220ZM220 188H215V189H216V190H217V189L219 190ZM227 188H228V187H227ZM233 188H234V186H233ZM257 188H258V187H257ZM261 188H263V187H261ZM173 189H174V188H173ZM211 189H212V188H211ZM238 189H239V188H238ZM254 189H255V188L253 187V190H254ZM223 190H224V189H223ZM229 190H231V189H229ZM234 190H235V189H234ZM239 190H241V189H239ZM239 190H238L237 192H239ZM255 190L258 192L257 189H255ZM259 190H260V188H259ZM212 191H215L214 188H213ZM224 191H225V190H224ZM245 191H247V190H245ZM256 191H255V192H256ZM260 191H262V189H261ZM215 192H216V191H215ZM215 192H214V193H215ZM221 192H222V191H221ZM221 192H220V193H221ZM229 192H230V191H229ZM217 193H218V191H217ZM230 193H231V192H230ZM230 193H229V196H230ZM249 193H252V192H249ZM198 194H200V193H198ZM215 194H216V193H215ZM222 194H223V193H222ZM232 194H234V193H232ZM246 194H247V193H246ZM252 194H253V193H252ZM259 194H260V192H259ZM261 194H263V192H261ZM65 195H66V194H65ZM223 195H225V193H224ZM253 195H254V194H253ZM129 196H130V195H129ZM190 196H191V195H190ZM214 196H215V195H214ZM241 196H242V195H241ZM245 196H246V195H245ZM65 197H66V196H65ZM200 197H201V195H200ZM223 197H224V196H223ZM231 197H232V196H231ZM242 197H243V196H242ZM195 198H196V197H195ZM246 198H247V197H246ZM232 199H233V198H232ZM239 199H240V198H239ZM195 200H196V199H195ZM235 200H236V199H235ZM245 200H246V199H245ZM245 200H244V202H245ZM180 201H182V200H180ZM207 201H208V200H207ZM224 201H225V200H224ZM246 201H248V200H246ZM250 201H252V200H250ZM250 201H249V202H250ZM222 202H223V200H222ZM226 202L228 203V201H226ZM226 202H225L224 204H226ZM241 202H242V200H241ZM249 202H248V205L250 204ZM220 203H221V202H220ZM256 203L259 204L258 202H255L254 204H256ZM228 204H229V203H228ZM231 204H232V203H231ZM257 204H256V205H257ZM261 204H262V203H261ZM192 205H193V204H192ZM235 205H236V204H235ZM241 205H243V203H241ZM250 205H251V204H250ZM144 206H145V205H144ZM147 206H149V205H147ZM189 206H190V205H189ZM203 206H204V205H203ZM228 206H230V205H228ZM259 206H260V205H259ZM259 206H258V207H259ZM140 207H141V206H140ZM142 207H143V204H142ZM255 207H256V206H255ZM144 208H147V207H144ZM194 208H195V206H194ZM194 208H193V209H194ZM232 208H233V207H232ZM234 208H235V207H234ZM234 208H233V209H234ZM260 208H261V207H260ZM260 208H258V209H260ZM262 208L264 209V206H262ZM76 209H77V208H76ZM240 209H241V208H240ZM243 209H245V208L243 207ZM263 209H262V210H263ZM72 210H73V209H72ZM132 210H134V209H132ZM183 210H184V209H183ZM223 210H224V209H223ZM236 210H238V209H236ZM231 211H233V210H231ZM243 211H244V210H243ZM246 211H248V210L246 209ZM249 211H250V210H249ZM258 211H259V210H257V212H258ZM104 212H106V211H104ZM134 212H135V211H134ZM137 212H139V211H137ZM202 212H203V211H202ZM237 212H238V211H237ZM244 212H245V211H244ZM251 212H252V209H251ZM254 212H255V211H254ZM205 213H206V212H205ZM229 213H230V212H229ZM240 213H242V212H240ZM252 213H253V212H252ZM156 214H157V213H156ZM263 214H264V213H263ZM129 215H130V214H129ZM231 215H232V214H231ZM250 215H251V214H250ZM143 216H144V215H143ZM157 216H158V215H157ZM158 217H160V216H158ZM262 217H263V216H262ZM259 219H260V218H259ZM262 221H263V220H262ZM230 222H231V221H230ZM247 222H249V221L247 220ZM174 223H175V222H174ZM201 223H203V222H201ZM231 223H232V222H231ZM205 224H206V222H205ZM205 224H204V225H205ZM216 224H217V222H216ZM216 224H215V225H216ZM218 224H219V223H218ZM228 224H229V223H228ZM204 225H203V226H204ZM245 225H246V224H245ZM247 225H250V224H247ZM210 226H211V225H210ZM222 226H223V225H222ZM226 226H227V223H226ZM250 226H251V225H250ZM112 227H113V226H112ZM223 227H224V226H223ZM205 228H206V227H205ZM207 228H208V227H207ZM245 228H246V226H245ZM249 228H251V227H249ZM214 229H215V228H214ZM217 229H218V227H217ZM220 229H221V228H220ZM230 229H231V228H230ZM230 229H229V230H230ZM252 229H254V228H252ZM196 230H197V229H196ZM246 230H247V229H246ZM248 230H249V229H248ZM248 230H247V232H250V231H251V230H249V231H248ZM224 231H225V230H224ZM227 231H228V230H227ZM227 231H226V232H227ZM7 232H8V231H7ZM1 233H3V231H1ZM4 233H5V232H4ZM224 233H225V232H224ZM224 233H223V234H224ZM228 233H229V231H228ZM5 234H6V233H5ZM242 234H244V233L242 232ZM247 234H248V233H247ZM207 235H208V234H207ZM236 235H237V234H236ZM248 235H249V234H248ZM260 235H262V234H260ZM169 236H170V235H169ZM216 236H217L218 239H219V233H218V235H217V233H216ZM227 236H228V235H227ZM249 236H251V235H249ZM257 236H258V235H257ZM223 237H225V235H223ZM232 237H233V236H231V238H232ZM244 237H245V236H244ZM247 237H248V236H247ZM254 237H256V236H254ZM29 238H30V237H29ZM229 238H230V236H229ZM233 238L235 239V238H237V237L234 236ZM256 238H257V237H256ZM256 238H255V239H256ZM224 239H225V238H224ZM249 239H250V238H249ZM253 239H254V238H253ZM257 239H258V238H257ZM227 240H229L228 237H227ZM250 240H251V239H250ZM258 240H260V239H258ZM17 241H19L18 238H17ZM186 241H187V239H186ZM190 241H191V240H190ZM190 241H188V242L191 243V244L194 242V241H192V242H190ZM221 241H224V240H221ZM229 241H230V240H229ZM233 241H234V240H233ZM260 241H261V240H260ZM226 242H227V241H226ZM236 242H237V241H236ZM248 242H249V241H248ZM261 242H264V240L261 241ZM189 243H188V244H189ZM204 243H205V242H204ZM219 243H220V242H219ZM237 243H239V242H237ZM237 243H236V244H237ZM188 244H187V246H188ZM193 244H194V243H193ZM193 244H192V245H193ZM228 244H230V243H228ZM260 244H262V243H260ZM174 245H175V244H174ZM192 245H191L190 247H192ZM197 245H198V243H197ZM226 245H227V244H226ZM230 245H231V244H230ZM230 245H229V246H230ZM234 245H235V244H234ZM250 245H251V244H250ZM257 245H258V243H257ZM177 246H178V245H177ZM252 246H254V245H252ZM252 246H251V247H252ZM193 247H194V245H193ZM220 247H222V245H221ZM254 247H256V246H254ZM185 248H186V247H185ZM231 248H232V247H231ZM179 249H180V248H178V251H179ZM228 249H229V248H228ZM228 249H227V250H228ZM233 249H234V248H233ZM247 249H248V248H247ZM247 249H246V250H247ZM246 250H244V251H246ZM256 250H257V249H256ZM178 251H177V252H178ZM229 251H230V250H229ZM241 251H242V250H241ZM247 251H249V250H247ZM250 251L252 252L253 250H250ZM254 251H255V250H254ZM262 251H263V250H262ZM212 252H214V251H212ZM226 252H227V251H226ZM242 252H243V251H242ZM257 252H258V251H257ZM178 253H179V252H178ZM191 253H193V252H191ZM210 253H211V252H210ZM244 253H245V252H244ZM263 253H264V252H263ZM180 254H182V253H180ZM261 254H262V252H261ZM177 255H178V254H177ZM237 255H238V253H237ZM250 255H252V254L250 253ZM259 255H260V253H259ZM262 255H264V254H262ZM186 256H187V255H186ZM186 256H185V257H186ZM255 256H256V255H255ZM217 257H218V256H217ZM242 257H243V256H242ZM263 257H264V256H263ZM188 258H189V256H188ZM153 259H154V258H153ZM180 259H181V261H182V258H180ZM261 259H263V258H261ZM185 260H186V258H184V261H185ZM173 261H174V260H173ZM262 261H263V260H262ZM239 262H240V261H238V264H239ZM174 263H175V262H174ZM232 264H233V262H232Z\"/></svg>","mask_w":264,"mask_h":264}]
</instances>
